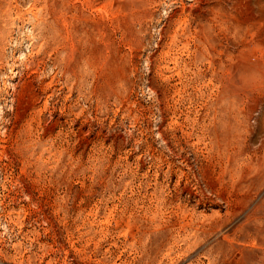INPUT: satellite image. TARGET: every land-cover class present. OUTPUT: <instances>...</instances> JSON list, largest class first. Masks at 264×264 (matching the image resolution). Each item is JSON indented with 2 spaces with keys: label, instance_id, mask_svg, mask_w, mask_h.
Listing matches in <instances>:
<instances>
[{
  "label": "rangeland",
  "instance_id": "obj_1",
  "mask_svg": "<svg viewBox=\"0 0 264 264\" xmlns=\"http://www.w3.org/2000/svg\"><path fill=\"white\" fill-rule=\"evenodd\" d=\"M0 264H264V0H0Z\"/></svg>",
  "mask_w": 264,
  "mask_h": 264
}]
</instances>
